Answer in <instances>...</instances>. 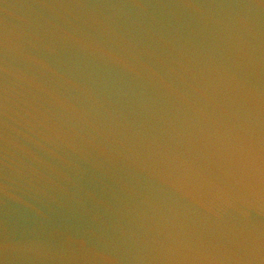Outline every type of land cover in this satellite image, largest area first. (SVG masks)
<instances>
[{
    "label": "water",
    "instance_id": "95a60500",
    "mask_svg": "<svg viewBox=\"0 0 264 264\" xmlns=\"http://www.w3.org/2000/svg\"><path fill=\"white\" fill-rule=\"evenodd\" d=\"M0 264H264V0H0Z\"/></svg>",
    "mask_w": 264,
    "mask_h": 264
}]
</instances>
